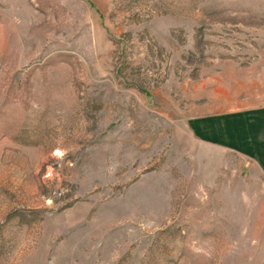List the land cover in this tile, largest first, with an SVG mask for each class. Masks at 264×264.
Wrapping results in <instances>:
<instances>
[{"label": "rangeland", "instance_id": "1", "mask_svg": "<svg viewBox=\"0 0 264 264\" xmlns=\"http://www.w3.org/2000/svg\"><path fill=\"white\" fill-rule=\"evenodd\" d=\"M264 109V0H0V264H264V176L196 126Z\"/></svg>", "mask_w": 264, "mask_h": 264}, {"label": "crops", "instance_id": "2", "mask_svg": "<svg viewBox=\"0 0 264 264\" xmlns=\"http://www.w3.org/2000/svg\"><path fill=\"white\" fill-rule=\"evenodd\" d=\"M196 134L252 160L264 176V109L202 122Z\"/></svg>", "mask_w": 264, "mask_h": 264}]
</instances>
